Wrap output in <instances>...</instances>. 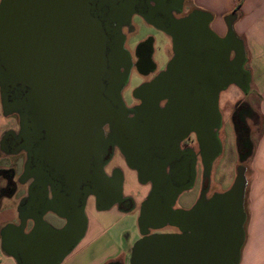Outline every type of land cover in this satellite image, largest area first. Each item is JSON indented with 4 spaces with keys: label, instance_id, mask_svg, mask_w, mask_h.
<instances>
[{
    "label": "water",
    "instance_id": "1",
    "mask_svg": "<svg viewBox=\"0 0 264 264\" xmlns=\"http://www.w3.org/2000/svg\"><path fill=\"white\" fill-rule=\"evenodd\" d=\"M172 5L178 12L182 1L0 0L2 110L5 116L19 113L21 126L37 133L28 142L30 149L37 143L38 152L27 155V180L33 157L50 167L44 180L38 177L28 186V212L19 216V225L2 231V249L17 264H60L86 233L89 197L98 211L132 201L123 197L120 169L108 176L107 161L97 162L95 156L98 177L90 175L92 150L107 145L116 146L138 183L151 188L140 205V238L128 264H239L245 239V167L237 168L230 188L210 198L200 196L188 210L174 209V204L193 187V177L178 183L165 169L179 141L193 133L209 177L222 150L219 95L231 85L249 92L243 43L230 24L224 37L217 36L209 28L208 13L193 11L175 19ZM133 16L171 39L173 57L163 72L134 89L140 104L133 118L126 119L121 92L132 63L122 28ZM164 99L166 108L181 109L176 114L189 120L182 123L174 115L176 120L164 125L161 110H156ZM73 144L87 152L82 193L75 177L80 173L63 168L64 160L54 156ZM248 144V151L238 156L241 164L252 153L250 140ZM52 184L59 186L58 199L54 191L49 196ZM134 206L132 201L127 211ZM47 213L51 216L45 220ZM167 226L181 233L150 234Z\"/></svg>",
    "mask_w": 264,
    "mask_h": 264
},
{
    "label": "crops",
    "instance_id": "2",
    "mask_svg": "<svg viewBox=\"0 0 264 264\" xmlns=\"http://www.w3.org/2000/svg\"><path fill=\"white\" fill-rule=\"evenodd\" d=\"M181 1V11L192 10V12L201 11L208 13L211 16L209 27L217 36L224 37L228 31V24H230L235 37L243 43L245 52L244 68L249 73L250 79L248 93H252L258 99L256 115L261 119L262 124L255 140H250L252 153L248 158V166L245 167V239L240 252L239 264H264V0ZM3 118L7 119V116L3 113L0 101V139L6 129L5 124L7 122L5 121L4 123L2 121ZM6 169L7 167L2 170L5 171ZM3 180L5 179L3 178ZM136 180L134 173L123 174L124 198H131L130 183L133 182V184L142 186L140 188L141 191L138 192L141 197L140 201L131 198L135 205L133 209H135L137 202L142 203L149 192V185H141ZM29 185L30 183L19 187L20 196L17 201L14 200L15 194L0 196V264H17L13 256L2 249V231L8 225H19V201L23 197V199H27ZM3 187L0 185V189ZM93 201L92 197L89 201L91 202V210L85 208L87 230L79 243L83 242L77 245L79 247L94 241L98 236L104 234L106 221L113 215L127 213V211H121L118 205L105 211H98L94 208ZM30 229L31 223H28L25 232L27 233ZM109 248L100 261L93 259L89 264H128L131 250L126 252L121 247L116 248L113 245H110ZM73 251L60 264L63 262V264L71 262H73L72 264H82V259L76 258L80 250H75L74 253Z\"/></svg>",
    "mask_w": 264,
    "mask_h": 264
},
{
    "label": "flooded vegetation",
    "instance_id": "3",
    "mask_svg": "<svg viewBox=\"0 0 264 264\" xmlns=\"http://www.w3.org/2000/svg\"><path fill=\"white\" fill-rule=\"evenodd\" d=\"M176 10H178L177 6H173L172 15L175 19L185 18L190 13H192V10H188L187 12H184L183 10L182 11L180 10L177 12ZM133 17L135 18L137 16H133ZM151 27L153 28V26ZM125 28L126 26L122 28V33L125 30ZM155 30L158 33L164 35L165 38L169 40V43H171V39L166 34L162 33L161 31L157 29ZM131 63H132L131 68L133 67L137 68L140 74L143 76H148V74H151L156 71L155 67L153 66L151 62V41H143L136 45L135 58L134 60L132 58ZM147 82H150V81L148 80L143 81V83H147ZM244 95L246 96L247 94H244ZM11 99L12 97L9 96V101H11ZM167 103H168V99L162 100L161 102H159L158 109H156V110H161V113L163 115L162 122L164 125H170L171 123L170 121L172 119H175L174 115H180L179 121H181L182 123L185 120L186 121L189 120L186 118L184 119V117H181V114H176L178 112H181V109L178 110L177 108L176 109L166 108ZM139 104L140 102L136 99V103L132 105V107L125 105L126 110H127L126 119L133 118L135 107L138 106ZM154 112H157V111H154ZM14 115L7 116V119L13 117ZM15 116L17 118V121H16L17 130L14 129V127L12 128L7 127L5 131L2 133L1 139H0V152L4 154L6 157L15 158V161L10 162L9 166L7 167L5 171L4 170L0 171V175L5 179L4 180L5 185L0 190L4 191V193L8 196L17 194V192H19V187H21V185L24 186L29 183L38 182L39 180L38 177H41V180H44L46 178L44 175V172H46L50 168L48 165L42 163V161L37 160V156L36 158L33 157L31 168H30L32 178L30 180H27L26 176L24 175V165H25V162L27 161V155L30 153V151L34 152L33 154H36V155L38 152V149H37L38 144L32 143V149H30V147L28 146V142H29L30 137L35 139L37 136V133L31 128H28V127L25 128L21 126L19 113ZM230 121H231L232 130L236 137V142L238 145V153H239L238 156H239L240 154L247 152L249 149L248 142L250 140V133H251L249 122L251 123L253 128L256 129V127L258 126L259 118L257 117L255 111L251 108L248 102H246L244 99H237L232 107V111L230 114ZM221 127H222V124H221ZM105 130L107 129L105 128ZM42 133L45 134V132H42ZM174 140L175 138H173L170 142H173ZM117 151L121 154L123 162L125 163L124 155H122V153L118 150L116 146L107 145L106 148L104 149L101 148V150L99 149L92 150V153L90 154L91 165L89 169L91 177H98L94 172L96 168L95 156H97L96 157L97 162L101 163V161L103 162L107 161V164L109 165L111 161V157L113 156V152H117ZM54 156L56 158L59 157L60 159L64 160L63 164L61 165L63 168H66V167L73 168L76 172L80 173L78 175L76 174L75 177L79 179L77 181V184L79 185L78 191L81 192L85 186L82 181L84 180V177H86L85 173H82V171L85 167L84 163L88 161L86 149L82 148L81 146L77 144H73L68 149L61 148L58 152H56ZM172 158L173 159L170 165L167 166L165 169L167 176L172 180H178V183H180L179 181H181V179H183V181L187 183L188 179L193 177L194 185L198 181V179L201 178L200 179L201 192L200 194H198L197 198H199L200 196H205L206 198H208L209 196H207V192H208L207 189H209V180H208L209 177L205 176L202 152L199 148L197 139L193 133L187 134L185 138L179 141L178 152L173 154ZM19 164L21 166L20 171H19ZM114 170L116 169H112L109 172L110 176ZM130 171L131 173H134V175H136L133 170H130ZM105 172L107 173L106 169H105ZM58 187L59 186L57 184L49 185V188H50L49 196L52 197L53 196L52 191H54L56 198L58 199ZM62 187L67 188V186L65 185L64 186L62 185ZM150 190L151 188L149 185V192ZM147 196H145L144 200L146 199ZM23 198L21 199L19 203L20 215L27 214L28 212L27 211L28 201ZM90 199H92V197H89L87 199L85 208H87ZM93 203L95 206V200L93 201ZM131 206H132V201L130 199H126L118 205L121 211H127L129 208H131ZM50 216L51 214L47 213L44 216V219L48 220ZM153 233L180 234L181 232L176 228L167 226L166 228L160 231L151 230L150 234H153ZM113 264H117V263H113Z\"/></svg>",
    "mask_w": 264,
    "mask_h": 264
},
{
    "label": "rangeland",
    "instance_id": "4",
    "mask_svg": "<svg viewBox=\"0 0 264 264\" xmlns=\"http://www.w3.org/2000/svg\"><path fill=\"white\" fill-rule=\"evenodd\" d=\"M123 35L125 36L124 46L129 52L131 60L132 58L133 60L135 58V49L137 44L143 41H151V62L156 70L155 72L148 74V76H143L140 74L137 68L133 67L130 69L129 80L122 89L121 98L125 105L132 107V105L136 103V99L133 97L134 89L142 85L143 81H151L161 72H163L173 57V50L169 40L165 38L164 35L158 33L154 27L152 28L151 25H147L146 22L140 17H133L131 19L130 25L126 26L125 30L123 31ZM237 99H244L250 104L255 113L257 112L258 99L252 93H248L245 96L237 87L233 85L229 86L226 90L220 93L219 109L222 117V127L218 131V138L221 143L222 150L220 155L214 160L211 167L208 179L209 189H207V196H209L208 198H210L215 193H221L230 188L235 179L237 168L240 165L243 167L248 166V159L242 164L239 163L238 145L230 121L232 107ZM12 115L14 114H10L8 116ZM15 115L9 119L3 118L2 121H4V123L7 121L5 128L14 127V129L17 130V118ZM261 124V119H259L258 126L255 129L249 122V127L251 128V141L255 140L257 132L261 128ZM14 161L15 158L6 157L0 152V171L3 168L8 167L10 162ZM107 165L108 164H106L105 169L107 170L108 174L112 169H120L125 175L131 173L130 169L123 162L122 156L118 151L113 152V156L111 157L108 167ZM20 169L21 166L19 164V171ZM200 179L201 178L198 179L191 189L179 195L174 204V209L188 210L194 206L198 194L201 192ZM4 184L5 182L3 177L0 175V185L3 187ZM141 187L142 186L140 185L133 184V182L130 183L131 198L140 201L141 197L139 196L138 192L141 191ZM19 196L20 191L15 194L14 200L17 201ZM140 205L141 202H137L135 209L132 211L123 213L121 215L115 214L109 218L105 224L106 231L104 234L98 236L96 239H94V241L86 245H82L81 247L77 246L74 249L73 253L75 250H80L76 258L78 257L82 259V264H89L93 259H98L97 261H100L107 253V249L110 247V245H113V247L116 248L121 247V249L125 250L126 252L130 251L133 244L140 238L137 225ZM87 208L91 210V202H89ZM72 263L73 262L68 264Z\"/></svg>",
    "mask_w": 264,
    "mask_h": 264
},
{
    "label": "trees",
    "instance_id": "5",
    "mask_svg": "<svg viewBox=\"0 0 264 264\" xmlns=\"http://www.w3.org/2000/svg\"><path fill=\"white\" fill-rule=\"evenodd\" d=\"M0 193H1L0 196H1V195H6V194L4 193V191H1V190H0ZM7 196H8V195H7Z\"/></svg>",
    "mask_w": 264,
    "mask_h": 264
}]
</instances>
